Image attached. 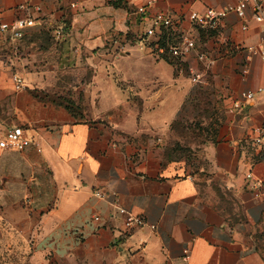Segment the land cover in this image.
<instances>
[{
	"label": "crops",
	"instance_id": "0c3cea01",
	"mask_svg": "<svg viewBox=\"0 0 264 264\" xmlns=\"http://www.w3.org/2000/svg\"><path fill=\"white\" fill-rule=\"evenodd\" d=\"M236 2L152 0L141 13L143 0H0V25L35 20L22 37L0 30V137L20 125L39 143L0 147V217L25 242L8 245L28 253L19 264H264L251 230L264 229V154L252 138L264 58L247 49L264 48L263 24L231 10L196 30L214 59L184 57L210 68L211 135L196 157L168 144L196 86L144 43L156 12L174 18L157 28L165 44L191 29L190 12ZM98 190L146 224L128 227Z\"/></svg>",
	"mask_w": 264,
	"mask_h": 264
},
{
	"label": "built area",
	"instance_id": "2783aa9c",
	"mask_svg": "<svg viewBox=\"0 0 264 264\" xmlns=\"http://www.w3.org/2000/svg\"><path fill=\"white\" fill-rule=\"evenodd\" d=\"M152 4V0H143V4L137 7V11L145 13L148 10L149 5ZM248 9H251L255 19L258 22L263 24L264 31V0H237L234 4H228L221 9L208 7L203 12L192 11L189 14V19L192 23L191 29L182 30L180 41L178 45H168L161 43L160 35L157 34V28L164 26L166 28L173 25L174 18L171 14L159 11L156 12L151 19V24L145 29V41L144 43L149 48H153L158 54H173V55H186L194 50L197 58L206 64V67H210L214 59L206 50H200L196 46V37L195 32L198 29H208L217 27L222 18L228 13V11H235L238 16L241 18L245 17ZM35 23L33 18H20L10 22H4L0 25V30L10 31L14 37H22L25 31V28L31 26ZM248 49V58L251 55L259 54L264 58V48L259 45H250ZM248 71L247 62L243 66V72ZM206 76L205 70H195L193 72L192 80L199 82ZM16 87L22 88L24 80L21 76H14ZM262 88H259L258 91H261ZM256 95L255 90H247L244 93V97L247 99H252ZM253 141L256 148L264 154V122L255 126L253 128ZM29 145L38 146V141L30 136L23 126H14L8 128L4 135L0 137V147L3 149L15 148L22 150ZM248 176H252V173L249 172ZM98 196L103 198H109L112 202L115 210L118 214H121L125 217V224L130 227L134 225L143 226L146 224V221L132 214L127 208L122 206L116 197H112L110 192H104L98 190L96 192ZM96 219H100V216H95ZM154 227V225H152Z\"/></svg>",
	"mask_w": 264,
	"mask_h": 264
},
{
	"label": "rangeland",
	"instance_id": "374dc122",
	"mask_svg": "<svg viewBox=\"0 0 264 264\" xmlns=\"http://www.w3.org/2000/svg\"><path fill=\"white\" fill-rule=\"evenodd\" d=\"M180 38V37H179ZM176 36L169 38L166 42L168 45H178L180 39ZM160 55V54H159ZM167 55L168 61H170L176 68V71H181L189 81L193 82L196 86L194 91L190 94L187 104L181 111L180 118L173 123L172 130L168 135V144L171 147V153L175 157H196L197 151L202 148V145L210 138L211 135V121L209 119L211 112V101L208 94L202 89L207 85L208 79H202L199 82L192 80L193 72L196 68L193 67L190 60L185 59V55H173V54H161L163 57ZM197 60H199L197 58ZM202 70H209L210 68H201ZM25 203V202H22ZM2 201H0V210L3 209ZM241 219H244L242 210L238 211ZM255 238L258 242L262 254L264 255V229L251 228ZM14 231L12 226L2 224V218L0 217V264H19V258L28 256V253H24L22 249H13L10 251L8 245L18 244V241L22 244L25 243L21 238H18L16 233L8 235L7 232ZM33 234H28V238L32 239Z\"/></svg>",
	"mask_w": 264,
	"mask_h": 264
}]
</instances>
